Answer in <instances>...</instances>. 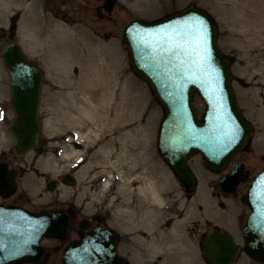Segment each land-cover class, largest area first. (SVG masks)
Masks as SVG:
<instances>
[{
  "label": "rangeland",
  "instance_id": "374dc122",
  "mask_svg": "<svg viewBox=\"0 0 264 264\" xmlns=\"http://www.w3.org/2000/svg\"><path fill=\"white\" fill-rule=\"evenodd\" d=\"M97 1L91 0L90 13L84 14L80 7L73 5V10L66 8L61 15L59 9L65 7L52 0H0V48L9 41H17L24 54L34 60L43 72L37 110L41 136L37 145L41 149L37 152L30 148L21 155H15L13 138L7 128L11 117L7 103L8 77L0 61V152L6 154L10 165L20 164L17 189L29 207L62 209L72 200L82 212H88L97 210L105 199L112 202L109 206H115L114 212L118 211L122 221L136 220L146 230L156 220L177 217L180 219L178 228H175L179 241L178 255L170 252L158 264H208L202 252L197 254L196 248H192L197 231L199 229L201 234V244L205 232L212 226L230 231L234 240L239 242L238 227L247 207L238 196L245 185H238L236 195L222 193L216 183L222 169H207L200 154L194 153L188 159V165L196 176V185L192 189L184 188L156 150L161 107L146 82L130 68L127 49L119 32L130 18L151 20L187 4H195L208 11L217 27V45L231 58L230 83L236 102L243 116L253 125L248 146L239 155L256 170L264 162V157L261 158L264 154V0H117L121 7H113L108 17L103 19L94 16L92 5ZM243 3L258 12L253 16L247 15L239 8ZM9 30L13 31L12 36L8 35ZM60 92L74 93L73 116H77L84 125L89 126L90 121L80 116L76 105L85 104L86 100L96 105L101 103L104 107L111 101L110 106L113 102L120 117L132 121L135 126L140 124L142 135L135 149L137 159L131 164L121 160L118 146L112 147L114 153L108 150L102 155L97 145L94 148L82 137H74L76 129L89 133V127L94 126L71 125L76 120L57 116L60 105L63 108L71 106L72 97L63 98L58 95ZM192 101L200 116L204 108L201 98L195 93ZM75 138L78 147L72 146ZM72 149L73 156H63L64 152ZM70 170H73L74 182L65 184L60 176ZM109 173L113 176L103 186L102 181ZM134 177L138 181L129 184ZM48 179L56 182L50 190L45 186ZM141 183L156 188L161 201L156 203L149 192L137 189ZM143 235L146 238L145 233ZM168 235L173 236L172 231ZM141 237L136 234L133 237L136 241L132 240L133 248H130V256L136 259L138 246L143 245L141 239L144 238ZM60 250L51 264H60ZM147 251L143 260H137L138 264H152L155 249ZM244 260L245 255L237 252L233 264H243ZM22 264L50 263L48 259H42Z\"/></svg>",
  "mask_w": 264,
  "mask_h": 264
},
{
  "label": "water",
  "instance_id": "95a60500",
  "mask_svg": "<svg viewBox=\"0 0 264 264\" xmlns=\"http://www.w3.org/2000/svg\"><path fill=\"white\" fill-rule=\"evenodd\" d=\"M114 0H103L108 11ZM217 27L205 9L187 4L161 17L144 20L133 17L119 32L127 49L133 73L146 82L161 107L156 150L185 189L196 185L188 159L194 153L211 171L220 170L232 155L248 143L250 122L243 116L230 83L229 59L216 42ZM6 70L9 104L14 117L8 122L13 149L21 154L40 140L37 114L43 72L25 56L17 41L0 48ZM198 94L204 108L198 116L192 101ZM15 170L0 162V197L15 190ZM248 177L243 163L233 161L217 179L219 189L233 192ZM54 180L46 182L47 189ZM62 182L72 184L68 173ZM239 199L248 207L241 227L240 249L253 260L264 263V163L252 174ZM70 217L59 210H29L0 203V264L37 261L43 253L42 237H62ZM103 231L93 229L73 240L61 253V264H119L113 242L102 239ZM237 245L228 232L211 228L205 233L201 251L208 264H230Z\"/></svg>",
  "mask_w": 264,
  "mask_h": 264
},
{
  "label": "flooded vegetation",
  "instance_id": "af4514ba",
  "mask_svg": "<svg viewBox=\"0 0 264 264\" xmlns=\"http://www.w3.org/2000/svg\"><path fill=\"white\" fill-rule=\"evenodd\" d=\"M52 1L58 2L59 6L63 5L65 7L63 9L62 8L59 9L61 15H63L66 12V8L73 10L71 8V7H74L73 5H75L76 8L80 7L81 11L84 14L90 13V11H91V9H90L91 0H52ZM102 1L103 0H99L92 5V9L94 11V16L97 18H100V19L105 18V16H107V14L111 11V9L113 7H121V5L118 3V1L114 0V3L112 5V7L110 8V10L106 11L101 5ZM12 34H13V31L9 30L8 35L12 36ZM22 52H23V50H22ZM228 59H229V61L231 60V58L229 56H228ZM7 103H8V106L10 108V111H11V117L9 119V121H10L14 117V112H13V110L9 104V92H8ZM245 118L247 119V117H245ZM8 122H7V125H8ZM250 125H251V129H250V133H249L248 143L250 141L251 134L253 132V125L251 124V122H250ZM7 128H8V126H7ZM77 141L78 140L75 138V140L72 143L73 144L72 146L78 147L79 144ZM248 143L244 147H242L241 149L237 150L232 155V157L228 161V163H226L221 168L222 170H221V173L219 174V176L222 173L229 170L230 164L233 161L242 162L243 168L248 169V177L245 180H242V181L240 180L236 184V187H235L233 192L225 193V194L236 195V188L238 187L239 184L245 185V188H244V191H245L252 174L255 173L256 171H258L261 168L262 164L264 163L263 162L260 165V167L257 168L256 170H253L252 167H249L246 164V162L243 160L242 156L239 155V153L247 148ZM34 148L36 149V147H34ZM12 151H13V154H15V155H21L22 154V153L16 154L14 152L13 147H12ZM263 157H264V154H262L261 158H263ZM0 162H5L6 168H9V167L14 168V170H15L14 179H15V183H16V187H15V190L13 191V193H11L9 196H7L5 198L0 197V203H2L4 205H19V206H22V207L29 209V210H59V211H63L64 213L68 214V216L70 217V227L68 228V230L66 231V233L62 237H42L40 239V246L43 249V253H42V256L37 261H20V262L15 263V264H22L24 262H27V263H34L35 262L36 263L42 259L43 260L48 259L49 263L51 264V263L55 262L56 256H57L56 253L60 249H61L60 250V264H61V253H62L63 249L67 245H69L71 241L78 240L81 236L85 235L87 232H89L93 229H96V228H99L103 231V234H101V235H102V239L104 241L107 240V242H108L111 238V240L113 242V250H114L115 255L119 259V264H138L137 260L138 261L143 260L144 255H146L145 253L148 252L147 249H150L153 247H154L155 251H154V254H152L154 257L153 260H151L152 264H158V262L163 261L164 259H166V257L168 256V254L170 252L176 253V255H178L179 241H178V238L176 236V229L179 226L180 219H178L177 217H168L167 216L165 219H161L159 221L156 220V223L155 224L150 223L151 225L149 226L148 230H146V227H144L142 224H137L136 220L131 221V222L130 221L129 222L122 221L119 214H118V211L114 212L115 206L114 205L109 206L112 202L106 201L105 199L101 201L100 206L97 210H91L88 212H82V209L78 206V204L72 200H70L67 203V205L62 209L61 208L34 209V208L29 207L28 204H26L25 201H23L24 196H23L22 192L17 189L18 185H17L16 177H17V172L19 170L18 168L20 167V164L14 163V165H10V163L7 160V156L4 152H0ZM64 173L70 174V176L72 177L73 182H74V178L72 175L73 170L63 172L60 176L61 181H62V176ZM46 182H45V184H46ZM55 183L56 182L54 180V182H53L54 186H55ZM216 183H217V180H216ZM217 187H218V185H217ZM244 191L241 194H243ZM222 193H224V192H222ZM241 194H239V196ZM239 196H238V198H239ZM6 198H10V200L6 201L5 200ZM247 212H248V207H247ZM247 212H246V214H247ZM245 216H244V218H245ZM244 218L242 219L240 226L238 227V236L240 239L239 242H236L234 240V236L232 235V233L230 231H228L229 235L231 236V238L233 239V241L237 245L236 253L237 252L243 253V251L240 249V245L242 242V240H241V227H242ZM211 228H215V229H218L220 231H225V230H221L220 228H218L216 226H212L209 229H211ZM169 231H172L173 236L168 235ZM143 233H145L147 239L145 238ZM136 234L141 235L142 236L141 238H144V239H141L143 242V245L140 244L138 246L139 248L137 247L139 250L138 254H137V257H138L137 259L135 257L130 256V254H131L130 248H133L132 240L136 241L135 238H133L136 236ZM200 235L201 234H200L199 229H198L196 237H195L193 244H192V248L193 249L196 248L197 254H200V252H202L201 251L202 244H201V240H200ZM236 253L233 256V258L231 259L230 264H233L235 257H236ZM244 255H245V260H244L243 264H264V263H260V262L253 260L252 258L248 257L246 254H244ZM158 260H160V261H158Z\"/></svg>",
  "mask_w": 264,
  "mask_h": 264
},
{
  "label": "bare ground",
  "instance_id": "6f19581e",
  "mask_svg": "<svg viewBox=\"0 0 264 264\" xmlns=\"http://www.w3.org/2000/svg\"><path fill=\"white\" fill-rule=\"evenodd\" d=\"M234 1V0H233ZM247 3V2H246ZM238 6V5H237ZM235 8V6H234ZM239 8L243 11H245V13H247V15L249 16H253L255 15L257 12L255 9H253L252 6H249L247 4H240ZM227 10V8H226ZM238 10V9H237ZM231 12V11H230ZM233 12V11H232ZM235 12V10H234ZM247 18V17H246ZM233 19V17H232ZM236 19V18H235ZM250 19V18H249ZM253 19V18H252ZM242 20V19H241ZM264 20V19H263ZM250 21V20H249ZM253 21V20H252ZM260 22V21H259ZM254 23V22H253ZM251 24V23H250ZM231 25V23H230ZM258 25V24H257ZM255 30V29H254ZM232 32V31H231ZM235 46V45H234ZM74 50V49H73ZM78 51V50H77ZM50 53V52H49ZM62 61V60H61ZM63 63V62H61ZM102 63V62H100ZM57 64V63H56ZM99 65V64H98ZM87 66V65H86ZM85 66V67H86ZM94 66V65H93ZM55 67V66H54ZM53 67V69H54ZM65 67V66H64ZM57 68V67H56ZM101 68V67H99ZM63 69V68H61ZM81 70V69H80ZM90 70V69H89ZM65 71V70H62ZM93 71V70H92ZM101 72V70H100ZM83 73V72H82ZM89 73V72H88ZM87 73V74H88ZM96 73V72H95ZM64 74V73H63ZM90 74V73H89ZM90 76V75H89ZM68 77V76H67ZM73 77V76H72ZM78 77V76H77ZM80 77V76H79ZM94 78V77H93ZM96 78V76H95ZM72 79V78H71ZM97 79V78H96ZM99 79H102L101 77ZM67 80V79H66ZM79 80V79H78ZM80 82V81H79ZM81 83V82H80ZM76 84V83H74ZM91 84V83H90ZM94 84V83H93ZM70 85V84H69ZM81 85V84H80ZM66 86V85H65ZM97 87V85H95ZM99 86V85H98ZM74 87V86H73ZM80 87V86H79ZM93 88V87H92ZM113 88V87H112ZM101 90V89H100ZM73 91V90H72ZM107 91V90H106ZM112 91V90H111ZM80 93V92H79ZM74 93H67L65 94V92H60L58 93L59 96L66 98V96H73ZM76 94V93H75ZM98 94V93H97ZM103 94H101L102 96ZM110 95V94H109ZM78 96V95H77ZM111 96V95H110ZM60 97V98H61ZM85 97V96H84ZM99 97V96H98ZM71 101V106L69 108H63L58 107L56 114L57 116L61 117V118H67L69 120L75 121V122H71V125H83L84 127L88 128L89 126H94V128H90L89 127V133H85L83 131H81L80 129H76L75 132L73 133L74 137H76L78 139L79 138H83L85 141V143L89 144L91 143L93 145V147L95 148L96 145L98 147V151L101 152L102 155H105L106 152L108 150H111L110 152H115V149H112V147L114 146H118V154L120 155L121 160L128 162V164L133 161H135L137 159V155H136V147L137 143H138V139L139 137H141L142 135V126L140 124H137L136 126L133 125V122L120 117L119 113L117 112V108L114 105V103L112 102V106H110V102H106L109 103L107 104L105 107L103 104L98 103V105L92 103L90 100H86L85 104H81V105H76V110L79 112L80 116H84L88 121H90L89 126L88 125H84L81 121H78L79 119H77V116L74 118L73 116V102L74 98H70ZM68 99V101L70 100ZM86 99V97H85ZM111 99V98H110ZM97 100V99H96ZM98 100H101V97L98 98ZM67 101V100H66ZM94 101V99H93ZM98 102V101H97ZM96 102V103H97ZM105 102V101H104ZM64 104V103H63ZM117 110V111H116ZM75 113V112H74ZM78 114V115H79ZM77 115V114H76ZM56 117V116H55ZM58 119V118H57ZM74 119V120H73ZM66 120V119H64ZM63 121V120H62ZM65 122V121H64ZM68 122V123H69ZM69 126V125H68ZM72 127V126H71ZM79 127V126H78ZM73 128V127H72ZM71 129V128H70ZM74 129V128H73ZM145 134V132H144ZM137 136V139H136ZM144 137V136H143ZM144 141V140H142ZM146 142V141H145ZM145 144V143H144ZM142 145V144H141ZM143 148V147H142ZM143 150V149H142ZM138 151V150H137ZM120 152V153H119ZM140 154V153H139ZM73 156L74 155V150L72 149L69 152H64L63 156ZM52 161V160H51ZM47 163L49 165L50 160H47ZM46 167V166H45ZM51 168H54L51 166ZM53 170V169H52ZM52 173V172H51ZM107 177L103 179L102 181V185L105 186L109 183V177L113 176V174L109 173V176L106 175ZM123 176V175H122ZM105 177V176H104ZM122 179V177H121ZM138 178L136 179L134 177V180H130L129 184L132 182H137ZM113 183V181H112ZM137 189H140L141 191L147 193L149 192V194L151 195V198L153 199V201H155L156 203H159L161 201L160 195L158 194V191L156 188L150 186L146 184V183H141L140 185H138L136 187ZM148 190V191H147ZM146 216V215H145ZM142 219L146 220L145 217H142Z\"/></svg>",
  "mask_w": 264,
  "mask_h": 264
}]
</instances>
